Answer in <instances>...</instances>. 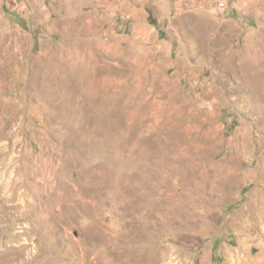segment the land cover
Wrapping results in <instances>:
<instances>
[{"label":"rangeland","instance_id":"rangeland-1","mask_svg":"<svg viewBox=\"0 0 264 264\" xmlns=\"http://www.w3.org/2000/svg\"><path fill=\"white\" fill-rule=\"evenodd\" d=\"M0 264H264V0H0Z\"/></svg>","mask_w":264,"mask_h":264},{"label":"built area","instance_id":"built-area-1","mask_svg":"<svg viewBox=\"0 0 264 264\" xmlns=\"http://www.w3.org/2000/svg\"><path fill=\"white\" fill-rule=\"evenodd\" d=\"M218 7H219V8H223V7H224V4H223V3H219V4H218Z\"/></svg>","mask_w":264,"mask_h":264},{"label":"crops","instance_id":"crops-1","mask_svg":"<svg viewBox=\"0 0 264 264\" xmlns=\"http://www.w3.org/2000/svg\"><path fill=\"white\" fill-rule=\"evenodd\" d=\"M144 14H145V17L148 16V15L146 14L145 10H144Z\"/></svg>","mask_w":264,"mask_h":264}]
</instances>
